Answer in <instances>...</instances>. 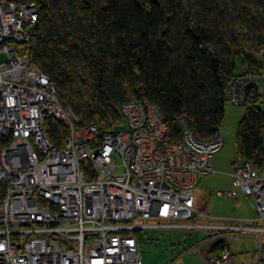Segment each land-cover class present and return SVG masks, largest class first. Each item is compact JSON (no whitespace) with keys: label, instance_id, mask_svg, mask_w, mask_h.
I'll use <instances>...</instances> for the list:
<instances>
[{"label":"built area","instance_id":"2783aa9c","mask_svg":"<svg viewBox=\"0 0 264 264\" xmlns=\"http://www.w3.org/2000/svg\"><path fill=\"white\" fill-rule=\"evenodd\" d=\"M40 13L35 1L0 0V264H144L142 230L172 226L209 231L186 250L206 263L264 264V165L239 154L233 188L219 191L253 199L256 216L227 224L171 222L195 218L192 190L214 174L223 136L201 138L179 117L181 136L170 139L160 107L144 97L121 105L124 122L111 131L79 126L81 114L32 66ZM252 88L261 91L264 112V71L234 77L228 102L245 105ZM49 118L67 129L61 146L48 133ZM262 146L264 157V140ZM232 238H252L256 247L235 253Z\"/></svg>","mask_w":264,"mask_h":264},{"label":"trees","instance_id":"16d2710c","mask_svg":"<svg viewBox=\"0 0 264 264\" xmlns=\"http://www.w3.org/2000/svg\"><path fill=\"white\" fill-rule=\"evenodd\" d=\"M15 1L38 3L32 66L66 92L82 115L79 126L111 131L124 122L121 105L144 97L160 107L170 139L181 136L179 117L199 137H211L221 130L233 78L264 71V0ZM249 91L237 142L239 154L259 168L264 112L261 91ZM47 121L61 146L66 127Z\"/></svg>","mask_w":264,"mask_h":264},{"label":"rangeland","instance_id":"374dc122","mask_svg":"<svg viewBox=\"0 0 264 264\" xmlns=\"http://www.w3.org/2000/svg\"><path fill=\"white\" fill-rule=\"evenodd\" d=\"M248 46L250 42L247 43ZM252 47V46H251ZM255 55H260V52L251 48ZM7 56L1 55V60L6 61ZM66 92H61L62 96ZM65 99V97H62ZM246 105H237L227 103L225 117L220 130L223 136L224 145L220 151L214 155V174L207 178H202L198 181L197 186L192 190L195 194V205L197 214L194 219L188 220H172L171 222L188 223V224H217L218 222L226 223L233 220L248 219L250 211L255 205L253 199H246L241 193L238 199L230 196L220 195L218 191H227L232 185L233 162L237 161L240 153L237 147V131L240 121L246 116ZM82 115L79 116L81 121ZM79 121V122H80ZM88 124H92L89 122ZM86 124V125H88ZM202 215H208L209 218ZM253 216V215H252ZM250 218V217H249ZM229 219V220H228ZM138 221L147 223L152 220L138 219ZM207 229L190 228V227H160L149 228L142 230V242L140 251L143 254L144 264H209L206 263L198 251L187 252L190 247L206 236ZM228 243L233 248H238L245 245L252 246L254 240L249 239H229ZM250 250L251 247H249ZM180 258L179 260H177Z\"/></svg>","mask_w":264,"mask_h":264},{"label":"crops","instance_id":"0c3cea01","mask_svg":"<svg viewBox=\"0 0 264 264\" xmlns=\"http://www.w3.org/2000/svg\"><path fill=\"white\" fill-rule=\"evenodd\" d=\"M236 145H237V147H238V142L236 143ZM233 188V186L231 185V189ZM221 191V190H220ZM236 191L237 192H240V190L239 189H236ZM218 193H219V191H218ZM242 192H240V194H241ZM220 194V193H219ZM221 195V194H220ZM240 197V196H239ZM255 205H253L252 206V208L254 207ZM253 215V216H252ZM254 209H252V211H250V215H246V216H248V219H250V218H252V217H254ZM250 217V218H249ZM245 219V218H244ZM229 220V219H228ZM229 222V221H228ZM228 222H226V223H224V224H227ZM218 223H221V222H218ZM230 223H234V221H231ZM216 224V223H215ZM233 240H238V239H248V238H232ZM252 239V238H251ZM251 239H249V240H251ZM252 240H254V239H252ZM254 242H255V244L254 245H252V246H250L249 245V247H251V249L253 250V249H255V247H256V241L254 240ZM230 247H231V249L235 252V253H237V252H239V253H241V252H249V251H252V250H250V248L248 247V245H245V244H243V246L241 245V247H238V248H233L231 245H230ZM180 258H178L177 260H179ZM173 262H175V261H173ZM173 262L171 263V264H173ZM175 264V263H174Z\"/></svg>","mask_w":264,"mask_h":264},{"label":"water","instance_id":"95a60500","mask_svg":"<svg viewBox=\"0 0 264 264\" xmlns=\"http://www.w3.org/2000/svg\"><path fill=\"white\" fill-rule=\"evenodd\" d=\"M156 2H157V1H156ZM124 128H125V126H124V125H122L121 127H117V128H116V130H117V131H121V132H122V130H125Z\"/></svg>","mask_w":264,"mask_h":264}]
</instances>
